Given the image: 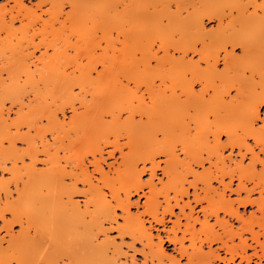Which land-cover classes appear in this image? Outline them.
I'll use <instances>...</instances> for the list:
<instances>
[{"label":"bare ground","instance_id":"obj_1","mask_svg":"<svg viewBox=\"0 0 264 264\" xmlns=\"http://www.w3.org/2000/svg\"><path fill=\"white\" fill-rule=\"evenodd\" d=\"M9 1L7 0V3L4 4L0 3V24L6 34H2V36L9 41V43L7 41L8 44L5 43L6 40L0 35V44H6L0 45V56L8 51L9 47L11 50V53L8 52L9 56H14H12L13 59H10L11 57L3 55L6 59L0 62V74L5 72L9 77L11 74L18 76V72H24L25 74L27 72L29 75H34L36 72L37 76L35 77L28 75L31 78V80L28 78L30 80L29 84L24 83L23 80L21 85L26 89L29 85L32 92L35 88V92L37 90L36 93H39L42 88L45 89V87L51 86L55 92L59 89V91L65 90L66 94L67 92L72 94L76 86L80 89L87 87L95 89L98 85L106 83V89L110 95L112 94L114 102L117 101L118 95H122V93L127 96L126 99L130 95L132 97L131 99L129 97L131 101L136 98V106L132 105L131 102L128 103L129 100H125L126 103H123V107L127 108L126 110L129 109L128 112L131 118L136 115V112L139 113L141 118L139 122H135L137 124L136 128L139 129L140 126L142 128L143 123L144 126L148 123L150 125L148 128L141 129L148 133H151V129L154 130L151 127V122L157 118L156 115L163 106L164 109L171 104L178 112L180 110V113L184 109V112L186 110L197 112L205 107L208 108V111L205 116H201V120L194 121L196 128H198V131L196 130L198 136L196 133L195 135L199 137L197 140L200 139V143H202L200 147L202 151L199 150L200 152H198L196 150L200 154L190 152L194 156L190 155L189 157L188 150L193 151L191 147H187V144H190H186V137L184 141L183 138L182 141L179 139L182 143L181 150L189 159L191 158L193 162L201 166L200 171L193 167L190 160L184 162V164L182 163L183 166L180 168L179 164L183 159L179 157L176 151V143L171 148L168 147V157L172 162L171 166L169 163L166 165L168 166V173L172 174L174 178L176 177L177 180L188 183L187 187L182 185V189L179 192L176 191L179 196L176 197L175 204L164 208V213L168 212L176 217L173 221V228L169 227L173 230H171L173 236L170 234L169 228L165 229L166 217L164 215L158 217V200L155 201L154 198L155 200L149 203V197L145 194L147 202L144 203L146 209L143 212L150 216L149 219L152 218L151 220L155 223L157 222L163 226L162 230L166 231L165 240L174 244L173 249L179 256L166 252L163 247L164 237L160 233L157 234L158 241L154 242L151 229L146 227L143 219L140 216L131 214L130 206L134 204V202L132 204L129 195L131 190L122 198L118 193L116 196L114 186H110L112 197L117 201L115 206H119L122 211L123 222H116L118 215L114 209L115 206L106 199L100 186L95 184L92 173L89 172L87 167L83 166L85 164L82 165L81 161L75 164L72 158L70 159V156H67L66 160L70 162L69 168L65 167L66 165L64 167L60 166V161L63 158L55 152L56 150L52 151V148L56 147V143H62L58 141L62 138L61 134L64 136L63 133H65V130L63 131L65 119L61 122L57 111L59 107H62L59 110H63V106L66 103L69 104L70 100L75 102L76 98L74 96H71L72 99L69 97V101L67 98V101L60 103L61 106L57 103V110L51 105L52 103L41 109L42 111L30 107L33 108L30 109L33 115L36 111H40L41 116L43 115L42 117L47 119V123L50 125L49 127L47 124V128L52 129L50 130L51 136H53L52 142L48 141L49 139L45 140L46 138L43 137L38 141L28 131L22 132L18 127L19 124H22L18 122L23 121L20 119L17 122L16 131L13 133V130L11 131L9 128L12 124L5 123L4 117L0 118V170L1 173L3 171L10 173L8 179L0 177V232L2 230L5 232L0 234V264H12V255L10 257L9 251L14 252L16 264H127V252L122 250L125 235L131 238V242L127 243V247L134 249L136 242L142 245L139 251L143 257L142 262L138 263L136 261L134 255L138 250L135 249L134 254L131 253L130 264H183L181 263L182 257L187 259L184 264H219L218 262L241 264L242 261L245 264H250L252 261L255 264H263L264 155H262V152H264V130H261L257 125H253L252 121L254 110L259 111L261 108L260 102L264 101V0H155V2L154 0H145L152 5L153 3L156 5L158 2L160 5L165 3L160 9L159 6L155 7L153 5V9L149 10L148 8V11L143 9L137 11L134 8L144 0H95L97 3L105 5L104 9L106 8L107 12H122L124 14V26L119 32V34H122L121 37L124 38L122 40L115 39L120 40L119 45L116 44L117 42L109 40V43L106 42L103 47L98 44L99 42H96V45L84 42L82 45L70 42L69 38H66L69 42H62L64 45L61 43L60 46L56 42L47 41L45 38L35 41L36 34L30 33L27 27L24 28V23L21 24V28L18 27L16 32H19V30L23 32L21 30L23 28L26 30L23 33H17L18 35L16 34L17 36L14 35L13 37L17 38V41L20 39L19 43L10 45L9 38L16 33H14V22L24 20V18L28 19L32 16L31 11L34 9L30 7L31 5L29 7L25 6L23 0H11L13 4ZM52 1L49 0L48 3L51 4ZM43 2L45 3V0H39L36 7H39ZM170 2L174 3L175 9L171 8ZM52 3L54 4V2ZM55 4L57 5V3ZM52 5H49L50 8ZM58 6L60 5L58 4ZM54 10L53 13L56 12ZM73 10L68 13L64 11L65 14H68L67 17L64 14L65 18L71 17V19H66L68 22L71 21L70 24L75 21L73 15L76 13L73 14L75 12ZM58 11L54 17L52 15L51 17L48 16L54 18L53 21L60 19V21L65 22L64 15V20L58 18V14L61 15L60 11L62 10ZM69 13L73 15L70 16ZM205 18L214 20L216 26L208 28L204 22ZM46 19L48 17H45L44 21ZM62 27L59 30H62ZM168 32L172 35L178 33V36H175L177 39L172 37L169 40L160 38V43L156 45V48V38L158 39L163 33L167 35ZM63 41H65V37ZM95 46H101L107 54V60L102 61L101 70L97 71L96 66L94 67L90 63L80 64L81 62H75V56L79 54V51L91 57ZM68 47L76 53L68 52ZM49 48L53 49L52 53H48ZM237 49H239V53L236 51ZM36 50L42 51L34 59L33 56ZM159 51L162 54H159ZM194 56H197V60L194 59ZM220 60L224 62V70L233 69L231 71L233 73L229 75V73H226L227 71L224 72L223 70L225 74L222 73V70L220 72L218 69ZM200 62H204L206 66L203 67ZM70 67L74 69L68 71ZM75 69L79 70L78 74L75 73ZM117 69H121L122 73L119 79L118 73H115ZM246 69L249 71V76H247L248 74L245 75ZM93 71H97L95 77L92 75ZM243 71L245 74H243ZM116 75L117 77H115ZM157 78L160 79L159 83L156 82ZM210 78H212L211 80H214V78L219 79L216 82L219 83L212 82ZM2 80L0 78V81ZM25 80L27 79L25 78ZM197 83L202 86L199 91H196L194 87ZM211 83L214 84L213 87ZM209 87L213 91L212 95L209 94L210 98L206 97ZM141 89H144L148 94L149 104L144 98V92L137 93ZM177 89H180V92H176ZM231 89H234L235 93L227 99V96H230ZM167 90L171 92L170 95L167 94ZM1 96L0 103L3 102ZM59 97H61V93ZM101 97L93 96L94 101L99 100ZM72 102L71 105L74 107L71 108L70 126L72 125L71 127L74 128L76 125L79 126L83 122L85 123L90 113V107L88 108L87 104L82 101L80 103L81 105L84 104L85 108L79 112L77 106L73 105ZM114 107L110 109L111 114L115 112ZM121 108L120 106L118 109ZM198 113L200 115V112ZM40 114L38 113L35 116L37 120H39ZM172 114L176 115L175 112ZM26 115L28 117L33 116H29L31 114ZM183 115H186V113ZM143 116L146 117V121L148 120L147 123L142 120ZM180 116H174L176 119L171 129L175 138L182 135L184 137L191 130L189 122H186ZM33 117L30 119H33ZM35 117L34 120H36ZM42 117L39 118L42 119ZM25 118L23 119L25 120ZM114 121H117V119H114ZM24 122L23 124H25ZM27 122L25 125L31 127L38 123V121H34L35 123H32V125V121H30L29 125ZM39 127L41 128L37 124L34 129L40 130ZM18 140L26 142V148L17 147ZM249 140L253 143L251 144ZM77 141L70 137L67 144L65 142V146L63 143L60 146L70 149L72 144L73 147L74 143L78 144ZM68 146L70 148H67ZM161 149V151L164 150ZM227 150L229 152L225 154ZM165 151L167 150H164L163 153ZM150 152H146V154L148 156L151 153L154 154V150ZM40 154H43L44 158H39ZM110 155H112L111 152ZM26 159H28V162H26ZM124 159L121 163L119 162L118 166H115L114 163L108 164L109 170L113 165V169L119 171V173L122 171V166L126 167L123 168L124 170L128 168L129 175L134 180L131 189L134 188L136 192L143 190L145 185L154 188L153 176L155 175L154 167L156 166H154V161H151V158L152 177L146 183L141 181V175L146 170V165L138 169L135 162L127 159L126 162ZM144 161L146 160L144 159ZM38 162L43 163L45 166L38 167ZM92 162L94 170L101 175L100 178L96 179L104 181L106 172L100 165V160L95 158ZM163 169L164 172L167 171L166 167ZM189 176L192 177L191 180H188ZM79 182L83 184V188L78 187ZM191 188L193 201L201 203L202 219L194 216L195 208L189 200ZM76 194L84 197L83 204L74 198ZM255 194L257 195L255 196ZM232 195H235V197ZM185 196L188 200L184 202L183 197ZM181 201L183 204H181ZM138 203L136 202V205ZM249 205H256L261 214L256 216V211L250 212L247 216L246 213H241L240 207ZM174 207H178L180 213L182 212V216L184 215L187 220L183 230L180 229V213L175 214ZM185 208H189L188 213L185 212ZM139 213H142V211ZM104 221L110 222L111 225L104 226ZM114 221L116 226L112 224ZM197 221L200 223V230L198 231L202 234L198 238L199 241L196 235H200L195 234L196 230H193L194 223ZM234 221L237 222V225ZM45 224L50 229L53 238L50 239L51 237L45 235L47 239L53 240L52 242L43 236V230L46 231L47 228ZM15 225L19 226L17 232L13 230ZM176 225L183 232L181 236L176 232L178 230L175 228ZM153 226L151 227L153 228ZM112 228H117L122 239L121 243H117L114 238L107 235V230L110 231ZM188 230L195 235L188 232L192 236H186L185 232ZM101 233L105 235V238L98 241L97 238ZM77 237L81 239L80 244H78L80 246L77 245L76 241H70L77 239ZM187 237L190 239V246L185 244V239L188 240ZM196 239L198 243L200 242L199 245L197 244L198 246L196 245ZM70 242H74L73 244H76V246ZM52 244H55V246ZM71 245L75 247L73 248ZM204 246H207V249ZM221 251L224 253L223 255ZM121 255L126 256L125 263L118 261ZM254 257L258 260H254ZM65 259H67L66 262ZM236 259H239L240 262L236 263Z\"/></svg>","mask_w":264,"mask_h":264},{"label":"rangeland","instance_id":"obj_2","mask_svg":"<svg viewBox=\"0 0 264 264\" xmlns=\"http://www.w3.org/2000/svg\"><path fill=\"white\" fill-rule=\"evenodd\" d=\"M6 1L7 0H0V3H3V4L7 3ZM139 1H141V0H139ZM9 2L11 4H13V1L10 0ZM38 2H39V0H23V3L25 4V6L29 7L31 5L30 7H32L34 10L31 11L32 12L31 13L32 16H30L28 18L29 20L27 18H24V20L23 19L22 20H16L14 22V25H13L14 26V33L16 32L18 27L21 28L22 25H23L22 23H24V25H23L24 28L27 27L28 31L30 33H35L36 34L35 41H38L40 38H45L47 41L49 40L51 42L52 41L56 42L57 44H59V46H60V44L62 42L63 43L66 42L67 43V42L70 41V42H73V43L75 42L77 44H82V45H83L84 42L85 43H90V44L92 43L93 45H96V42H99L98 44H101L102 47H103V46L106 45L105 44L106 42L109 43V40H112L115 43L117 42L116 44L119 45L120 40H122L124 38V37L123 38L121 37V35H122L121 33L119 34V32H121L120 30L124 26V22H125L124 14H122V12H113V11H112L113 13H110L111 11L107 12L105 10L106 8L104 9L105 5H103L101 3H97V1H95V0H56V1L53 0L52 2H54V4L52 2H51V4H49L48 3L49 0L48 1L45 0L46 4L44 2L41 3V5L39 6L41 8L36 7V3H38ZM154 2H155V0H154ZM55 3H57V5ZM62 3H63V6H62ZM170 3H171V6H172L171 8L175 9V7H174L175 5H173L174 3H172V2H170ZM52 4L54 6L59 7V8L58 9H57V7L55 8ZM58 4L60 6H58ZM164 4L162 3V5H160L159 2H158V3H156V5H154V3H153V5L155 7L159 6V9ZM49 5H52L51 8H50ZM151 5H152L151 3H149V2L144 0L142 2H139L136 6H134V8L137 11L142 10V9L148 11V8H149V10L153 9L152 7H154V6L153 5L151 6ZM46 9H48L47 12H45ZM52 9L53 10L55 9L54 12L55 11L57 12L58 10L61 9L62 10V11H60L61 15L58 14V18L60 17L63 20L65 18V15L67 17V15H68L67 13L71 12L74 9L73 11H75V12H73V14L74 13H76V14L73 15V14L69 13V15L70 14H71L70 16L73 15L75 21L74 22L72 21L71 24H70L71 21L70 22L66 21V19L67 20H68V18L71 19V17L65 18V22L60 21V19H58V21H53L52 19H54V18H50V17H51V15L54 17L56 12L53 13ZM64 11L67 12V13L65 14ZM58 13H59V11H58ZM56 15H57V13H56ZM63 15H64V18H63ZM45 17L46 18L48 17V19H46L44 21ZM35 18H37V19H35ZM25 19H27L28 21L25 20ZM55 20H56V18H55ZM19 21L20 22L22 21V22L20 23ZM46 21H48V22H46ZM59 21L61 22V24L59 23ZM27 22H29V23H27ZM204 22H205V24H206V26L208 28L216 26L215 25L216 23L214 22V20H207V18H205ZM25 23H26L27 26L25 25ZM19 24H20V26H18ZM58 24H60V25H58ZM63 24H64V26H63ZM1 26L2 25L0 24V30H2L0 32V35L1 36H2V34L6 35L5 32H3V26H2V28H1ZM61 27H62V30L61 29L59 30V28H61ZM64 27H66V28L64 29ZM24 28L21 29L23 32H24V30H26ZM19 32H21V31L19 30ZM19 32L17 31L15 34L11 35L12 39H11V37L9 38L10 43H11L10 45H17L19 43L18 42V41H20L19 38H21V37H19L20 35L18 36L19 37L18 41L16 40L17 38H13L14 35L17 36L18 34H20ZM23 32H21V33H23ZM163 34H164V36H162ZM163 34L161 36H159L158 39L156 38L155 46L160 43V41H159L160 38H164L166 40L167 39L169 40V39H172V38L175 39L176 38L175 36H178L177 35L178 33H176V34L173 33L174 35H172V33H170V32H168L167 35H166V33H163ZM54 35H56V36H54ZM57 36H59V37H57ZM64 37H65V41H63ZM66 38H69V41L66 40ZM4 39L6 40L5 43H7L8 40L6 38H4ZM115 39H120V40L118 41V40H115ZM8 43H9V41H8ZM1 44H3V43H1ZM3 45H6V44H3ZM95 47L93 48V54H92L94 56L91 55V57H90L89 55L87 56L86 53H82L81 51H79V54H77L75 56V58H76L75 62H78V63L81 62L80 64L90 63L92 66H94V67L96 66L97 71L101 70L102 69V65H101L102 61L105 60V59L107 60V58H106L107 54H106V52L103 51L101 46H99V47L97 46L96 48ZM156 48H157V46H156ZM9 50H10V47H9ZM9 50L5 51L3 53V55H6V57H8L10 55V54H8V52L11 53V50L10 51ZM30 50H32V49H30ZM41 51L42 50H36L35 51V55L33 56V58L35 59L37 56H39L41 54ZM67 51L70 52V53H72V52L76 53V51L71 50L69 47L67 48ZM236 51L239 53V49H237ZM52 52H53V49L49 48L48 49V53H52ZM84 54H86V55H84ZM159 54H162V52L159 51ZM3 55L1 54V56H0V62H1V60H5L6 59L5 56H3ZM12 56H14V55L9 56V57H11L10 59H13ZM194 59L197 60V56H194ZM62 60H64V59H62ZM153 64H154V61H153ZM200 64L203 67L206 66L204 64V62H200ZM74 66H76V65H74ZM32 67L34 68V66H32ZM224 67L225 66H224L223 60L222 61L220 60V62L218 64L219 71L221 72V70H222V73L227 71L226 69L224 70ZM72 69H74V68L70 67V68H68V71H71ZM75 70H76L75 73L78 74L79 70L78 69H75ZM120 70L121 69H117V71L115 72V73H118L117 75H119L118 79L121 78V76H122V73H121ZM223 70H224V72H223ZM97 71H93L92 75L94 77L96 76ZM229 71H227L226 73H229V75H230V73H233V72H231V71H233V69H229ZM248 72H249L248 69H246V71H245L246 74L244 73V71H243V74H245V75L248 74L247 76H249ZM18 73H19V74H17L18 76H16V74L15 75L11 74L12 76L10 75L9 77H8V75L5 72H2V74H0L1 80L3 78V80L0 81V96L2 95L1 98L3 97V99H2L3 102L0 103V118L4 117V119L6 120L5 123H8V125L12 124L11 127L9 126L11 131L13 130V133H14L16 131V125H18V123H22L23 124V121H25L24 122L25 124H26L27 120H28L27 124H29L30 121H32L31 124L35 123L34 121H38V123H36V125L39 124L41 126V128L39 127L40 130L34 129V127L36 125L31 127V126H26L25 124H23V125L19 124L18 127L20 128V130L22 132H25V131L27 132L28 131L30 133V135L35 137L38 141L40 140L41 137H43L44 139L46 138L45 140L49 139L48 141L52 142L53 141L52 140L53 136H51L52 134L50 133L51 132L50 130H52V129H49L50 125L47 123V119L45 117H42L43 115L41 116L42 113L40 114V111L39 112L36 111L37 114L35 115V113H36L35 112L34 115H33V112L30 111V109H33V108L35 109L36 108L38 110H41V109H44V107L49 106L52 103L51 105L54 106L56 108V110H57V108H58L57 103H59V105H60V103H64L63 101H65L67 98H68V101H69L70 100L69 97L74 96V98H76L75 102L74 101L72 102V100H70V103L68 102L69 104L66 103L67 106H66V104H65V106H63V110H59V108L62 109V107H59L58 111H57L58 117H59V119H61L60 121L62 122L65 119V121L63 122V124H64L63 125V128H64L63 131L65 130L64 131L65 133H63L64 136L60 133L62 138L58 142H62L64 144V146H65V142L67 144L68 138H70V137L74 138L75 140H78L77 141L78 144L74 143V147H73V144L71 146L72 148L69 147L70 145L67 147V148H70V149H65L66 147L63 148L62 145L60 146V144H62V143H59V144L56 143L58 145V148H57L56 144H55L56 147L52 148V151L56 150L55 152L58 153L63 158L60 161L61 163L59 162L60 166L61 165H62V167H64V165H66L65 167L70 166V162H68L66 160L67 156L68 157L70 156L69 158L70 159L72 158L73 163H75V164L77 162L81 161L80 163L82 165L85 164L83 166L87 167L89 172L92 173L93 181L95 182V184L100 186V188L102 189V191L104 192V194L106 196V199L109 202H111L114 206L117 205L116 204L117 201H116V199H114V197H112L110 186H112V187L114 186L113 188H114L115 195L118 193V195H120L122 198L127 195V192L129 190H131V193L129 195H130V199H131L132 204L134 202V204L130 206L131 214L140 216V218L143 219L144 224L146 225V227L151 229L150 231L152 233L154 242L158 241L157 234L160 233L161 236L164 237L163 247L165 248L166 252L168 254H174V255L179 256L178 253L173 249L174 244L169 242V241L167 242V240H165L166 231L162 230L163 226L159 225L157 222L155 223V221L151 220L152 218L149 219L150 216L147 213L143 212V210L146 209L144 203L147 202L146 201L147 200L146 199L147 198L146 195H148V197H149V200H148V201H150L149 203H151L152 200H155V199H156L155 201L158 200L157 202H158V206H159L158 208L159 209L157 208V210H159V211H157L158 212L157 214H158V217H162L163 215L166 217V220H165V223H166L165 227L166 228L165 229H167L169 227H172V225H174L173 221H175V219H176L175 215H170L168 212L164 213V208L167 207L168 205H174L175 204V199H176L177 196H179L178 192L182 189V187H183L182 185H184V187H187L188 183L187 182L184 183V182H182L179 179L177 180L176 177L174 178L172 174L168 173V166H166V165L169 163V165L171 166V163H172L169 160L170 157H168L169 156L168 155V147L171 148V146H173V144L176 143L175 144L176 147H177L176 151L179 154V157L183 159V160L181 159L182 161L179 164L181 166L180 168H182V166H183L182 163L184 164V162H187L188 160H190V162H192L193 167L197 171H200L201 170V166L197 165L195 162H193L191 160V158L189 159V157H190V155H192L191 154L192 152L193 153L195 152L194 154H200L198 152L202 151V149H200V147L202 146L201 145L202 143H200L201 142L200 139H198L199 141L197 140V138H199V137H197L198 136L197 135V131H198L197 129L198 128H196V124H194L195 123L194 121L195 120H197V121L201 120L202 119L201 116L203 117V116L206 115V113L208 111V108L206 109V107H205L201 111H197V112H195L194 110H189V111L186 110V112H184L185 111V109H184V111L182 110V112L180 113V110L178 112V110L176 108L172 107L173 105H171L169 103H168L169 105H167V107H170L169 109L166 107V105H165L166 108H164V109H163L164 106L163 107L160 106L162 108L159 109V111L157 113L158 115H156L157 118L151 122L152 123L151 127H153L154 130L151 129L150 130L151 133H148L146 131L141 130L143 128L145 129V128H148L150 126L147 123L148 120L146 121V117L145 116L142 117V120L144 122H146L147 124L144 126V123H143L142 124L143 125L142 128H141V126L138 127L141 130L140 131L139 129L136 128L137 124L135 123V122H139V119L141 118L139 113L136 112L135 113L136 115L133 118H131L129 116V112H128L129 109L126 110L127 108L123 107V103H126L125 100H129L128 103L131 102L132 105L136 106V104H137L136 98H134L133 101H131L130 99L132 97L130 95H128L130 97V99H129V97H128V99H126L127 96L125 94L122 93V95H123L122 96V95H120L118 93L119 95H118V97L116 96L117 97V101H115L116 102L115 103L113 101V99H112V96H111L112 94L110 95L108 93V90L106 89L107 88L106 83H102V84L98 85L95 89L92 88V87H87V88H84V89H80V87L76 86L73 89L72 94L71 93L69 94L68 92L66 94L65 90L64 91L63 90L59 91V89H58V91L56 90V92H55V90L51 86H50L51 89H50V87H48L49 89L45 87V89L42 88L39 91V93H36L37 90L35 92V88L33 89L34 92H32V89L29 88V85L27 86V89H26V87H24L21 84L23 83V80H24V83L29 84L30 80H31L30 77L37 76V73L35 72L34 75L33 74L29 75V74H27V72H26V74L24 72H18ZM241 74H242V72H241ZM28 75L30 77H28ZM117 75L115 77H117ZM10 77H12V79H10ZM25 78L27 80H25ZM211 79L212 78H210V80ZM25 81H28V82H25ZM211 81L212 82L214 81L216 83L217 81H219V79L217 80V79L214 78V80H211ZM156 82L159 83L160 79L157 78ZM218 83H216V84H218ZM211 84H212V87H213L214 84L213 83H211ZM40 85L42 86L43 84H40ZM197 85H199V87H197ZM22 86L25 88V90H23L24 88ZM194 87H195L196 91H199V90L202 89L201 88L202 86L199 83L195 84ZM210 87H211V85H210ZM210 87L208 88V94H206V97H208V98H210L209 94L212 95V92H213L212 88H210ZM167 89H169V88H167ZM170 90H172V89L170 88ZM179 90L177 89L176 92L179 91ZM141 92H144V98L148 102L147 104H149L150 99H149L148 94L146 93V91L144 89H141V91H138L137 93L141 94ZM166 92H167V94H169V93L171 94V92L169 90H167ZM60 93H61V97H59ZM234 93H235V90L231 89L230 96H227V99H229L231 97V95L233 96ZM3 95L5 96V99H4ZM9 96L10 97L14 96V97L10 98ZM93 96H102V97L99 100L94 101ZM110 96H111V98H110ZM132 96L134 97V95H132ZM72 98L73 97H71V99ZM82 101H84V103L87 104L88 108L90 107L89 108L90 113L88 114V118L85 121V123L84 122H83L84 124L82 123L83 125L82 124H80L79 126L76 125L77 127L75 126L73 128V127H71L72 125L70 126V122H71L70 118L72 117L71 114H72V109L74 107V106L72 107L71 102L73 103V105L77 106L76 108L80 112V111L84 110V108H85L84 104H82L83 105L82 106L81 103H80ZM120 106L123 109H125V110H123L122 108H121L122 110L118 109ZM30 107H33V108H30ZM111 107H114V109H115L114 114L110 113ZM116 109H118V110H116ZM175 109L178 112V114L175 111ZM119 110H120V112H118ZM29 112H31V113H29ZM173 112H175L176 115L172 114ZM187 112H189V113H187ZM198 112H200V115H199ZM38 113L40 114L39 117H42V119H40L38 117L39 120H37V117H35V116H37ZM185 113H186V115H183ZM26 114H31L29 116L33 115L36 120H34L33 116H32L33 119H30L32 117H28V115H26ZM22 115H25V116L23 117ZM174 116H176V117L180 116L186 122H189L190 128H191L190 132L192 133V135H191L190 132H188V135L185 134L186 136L184 135V137H183V135L179 136L180 138L179 137H177V138L173 137L171 129H172V126H173L174 121L176 119ZM172 117H173V121H172ZM23 118H25V120ZM19 119L23 120V121L18 122ZM114 119H117V121H114ZM13 120H15V121H13ZM188 120H190V121H188ZM68 123H69V125H68ZM47 124L49 126L48 128H47ZM66 124H67V126H66ZM68 126H70V127H68ZM28 127H29V129H28ZM48 129H49V131H48ZM66 131H68V132H66ZM195 133H196L197 136L195 135ZM66 135H68V136H66ZM191 136H194V137H191ZM182 138H183V141L186 139V141H185L186 144L187 143L190 144V145L187 144V147L188 148L191 147L192 150H193V151L188 150L189 151V157L186 156V154L181 150V148H182V143H181ZM176 140H179V141H176ZM19 141L20 140H18V142H17V147L26 148V146H27L26 142L24 143L22 141H20V142ZM173 141H174V143H173ZM249 141H251V140H249ZM250 143L252 144L253 141H251ZM199 144H200V146H199ZM154 148H156V149H154ZM161 148H163L164 150H167V151H165V153H163L164 150L161 151L162 150ZM149 150L151 152H153V150H154V152H153L154 153L153 154L154 155V159H153L152 153ZM110 152H111L112 155H110ZM146 152L147 153L150 152L152 156L150 154L148 156V154H146ZM225 152H226L225 154H228L229 151L227 150ZM194 154L192 155V157L194 156ZM41 157L44 158V155L40 154L39 158H41ZM149 157L152 159L151 161H154V166H156V167H154L155 175L153 176V182L155 184L154 188L153 187H149L148 185H145L143 190H139L138 192H136V191H134V188L131 189L134 180L129 175V172H130V171L128 172L129 169L127 168L126 170H124L126 167L122 166L121 167L122 171L120 173H119V171H115L113 169L114 165L118 166L119 162L121 163V161L124 158H126L128 161L130 160V161L135 162L137 164L138 169H141L144 165H146V167H145L146 170L144 172H142V175H141V181L143 183H146L148 180L150 181V179L152 177L151 176V173H152V170H151L152 162L150 161ZM95 158H98L100 160V165L102 166V168L106 172V174H105L106 179L104 181L96 179V178H100L101 175H99V173L94 170V165H93L92 161H94ZM186 158H188V159H186ZM101 159H103V160H101ZM126 159H124V161ZM144 159L146 161H144ZM74 160H75V162H74ZM127 160H126V162H127ZM168 160H169V162H168ZM26 162H28V159H26ZM110 163L111 164L114 163V165L111 166V169L109 170V165L108 164H110ZM37 165H38V167L39 166L40 167H44L45 166L41 162H38ZM165 167L167 169V171L166 170L165 171L168 174L166 172H164L163 168H165ZM112 169H113V172H112ZM1 172L2 171L0 170V177H4L6 179H8L10 177V175H9L10 173L9 172H7V171L6 172L3 171V173H1ZM191 179H192V177L189 176L188 180H191ZM67 180L69 181V179H67ZM78 187L79 188H83V184L81 182H79L78 183ZM152 188H153V190L150 191V189H152ZM176 191H178V192H176ZM199 192H201V191L199 190ZM150 194H151V196H150ZM256 195L257 194H255V196ZM232 196L235 197V195H232ZM74 198L79 200L80 203L83 204V198L84 197L82 195H79V194L77 195L76 194L74 196ZM187 200H188V198L186 196L183 197V201L184 202L187 201ZM189 200L191 201L192 205L195 208L194 216H196V217L198 216L200 219H202L203 215H202V213L200 211V208H201L200 204L201 203L197 202V201H193L194 199H193V195H192V188L190 189ZM262 200H264V199H262ZM155 201H153V202H155ZM136 202H139V203L136 205ZM195 202H197V203L195 204ZM159 203H160V205H159ZM181 204H183L182 201H181ZM114 209L116 210V213L118 215L117 216V220H115V221L119 222V223H122L123 219L121 217L122 216V211H121L120 207L119 206H115ZM185 209H186L185 212L188 213L189 208H185ZM141 211L144 214L139 213ZM240 211H241V213H244V214L246 213V216H247V214H250V212H252V211H256L255 212L256 216L257 215L259 216V214H261L260 211H258L256 205H254V206L253 205L241 206L240 207ZM174 212H175V214H177V213L179 214L180 213L179 208L178 207H174ZM179 218H180V229L183 230L185 228L184 224L187 223V220L184 217V215L182 216V212L180 213V217ZM115 221L112 223L113 226H116ZM212 221H214V220L212 219ZM192 223H193V221H192ZM234 223H236V225H237V222L234 221ZM0 225H1V223H0ZM109 225H111L110 222L108 223V222L104 221V226L108 227ZM153 225H155V226H153ZM194 225L195 226H194L193 230L194 229L196 230V231L194 230L196 232L195 234H199L200 235V236L196 235V238L198 239L202 235L198 231V230H200V223L197 221V222L194 223ZM151 226H153V228ZM175 228L178 229V226L176 225ZM18 229H19V226L15 225L13 230H14V232H17ZM43 229H45V228H43ZM47 229H48V226L45 229L48 233L43 230V232H44L43 236L46 239H47V236L51 237L50 239H52L53 237H52V235H51V233L49 231L50 229H48V230ZM168 230H170V234L173 236V232H172L173 230L171 228H169ZM190 230H191V228H190ZM193 230H191V231H193ZM107 231H108L107 235L110 236V238H114V240L117 243H121L122 239H121V236L118 234L117 228H112V230L110 229V231L109 230H107ZM191 231L188 230L187 232H185V235L189 237L190 234L188 232H191ZM176 232L178 233L179 236H181L182 233H183L179 229ZM3 233H5V232L2 230L0 232V234H3ZM45 234H47V236ZM191 234H194V233L191 232ZM104 236L105 235L103 233L99 234V237L97 238V240L98 241L103 240L105 238ZM190 236H192V235H190ZM69 237L76 238L74 236H69ZM78 238L79 237H77V239H72L70 241H74V242L76 241V243L78 245L81 242V239L80 238L78 239ZM50 239L48 238L47 240H50ZM123 239H124L123 241L125 243L122 244V250L127 252V255H128L127 264L131 263L130 262L131 255L134 254L133 251L135 249L138 250V251H136V253L134 255L136 261H138V263L142 262L143 257L139 253L140 249L142 248L141 243L136 242L135 243V248L133 249L132 247H130V248L127 247V243L131 242V238L129 236L125 235L123 237ZM197 239H196V245L197 244L199 245L200 242L198 243V241L200 239H198V241H197ZM189 240H190L189 238H188V240L185 239V244L187 246H190L189 243H191V242ZM262 240H263V238H262ZM74 242H70V243H72V245L76 246V244H73ZM52 245L55 246V244H52ZM75 246H72V247L74 248ZM78 246H80V245H78ZM204 248L207 249V246H204ZM189 250L191 251V249H189ZM250 252H251V250H250ZM8 253H9L10 257L12 255L11 263L12 264H16V260L14 259V257H15L14 252L13 251L12 252L9 251ZM221 253H222V255L224 254L222 251H221ZM124 260H126V256L125 255H121L120 258L118 259V261L119 262L122 261V263H125ZM254 260H258V259L256 257H254ZM64 261L66 262L67 259H65ZM186 262H187V259L185 257H182L181 258V263L184 264ZM235 262L238 263L240 261H239V259H236ZM218 263L219 264H223L222 262H218ZM262 263L264 264V260H262ZM228 264H233V262H228ZM241 264H245V262L242 261ZM250 264H255V263H254V261H252Z\"/></svg>","mask_w":264,"mask_h":264},{"label":"snow or ice","instance_id":"obj_3","mask_svg":"<svg viewBox=\"0 0 264 264\" xmlns=\"http://www.w3.org/2000/svg\"><path fill=\"white\" fill-rule=\"evenodd\" d=\"M199 87V85H197ZM261 108L259 111L253 112V125H258L261 130H264V101H261ZM262 155H264V152H262Z\"/></svg>","mask_w":264,"mask_h":264}]
</instances>
